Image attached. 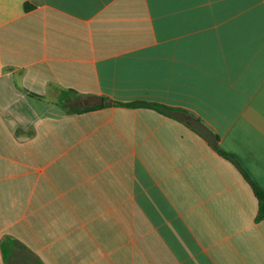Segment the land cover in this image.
<instances>
[{
  "label": "crops",
  "instance_id": "1",
  "mask_svg": "<svg viewBox=\"0 0 264 264\" xmlns=\"http://www.w3.org/2000/svg\"><path fill=\"white\" fill-rule=\"evenodd\" d=\"M187 116L264 192V0H0V264H264L250 184Z\"/></svg>",
  "mask_w": 264,
  "mask_h": 264
},
{
  "label": "trees",
  "instance_id": "2",
  "mask_svg": "<svg viewBox=\"0 0 264 264\" xmlns=\"http://www.w3.org/2000/svg\"><path fill=\"white\" fill-rule=\"evenodd\" d=\"M28 7V4H25V8ZM80 101V102H79ZM58 103L68 110L72 112H83L89 111L101 107H106L109 105H123V106H142L149 107L155 109L163 114H169L171 111L175 110L174 108L168 107L161 103L157 102H147V101H135V102H118V101H109L105 97H100V101L98 103H90L84 99L83 95L77 94L72 90H61L58 96ZM78 106V107H77ZM197 131V130H196ZM201 134L199 131H197ZM218 137L215 135V141L211 144L213 149L222 155L223 157L229 159L240 171L244 179L250 184L251 189L257 199L258 208L256 214V220L264 219V192L255 185V183L249 178L247 173L241 168L239 163L227 152H225L221 147L217 144ZM16 246V240L5 236L1 242L3 258H7L10 256L12 249Z\"/></svg>",
  "mask_w": 264,
  "mask_h": 264
},
{
  "label": "water",
  "instance_id": "3",
  "mask_svg": "<svg viewBox=\"0 0 264 264\" xmlns=\"http://www.w3.org/2000/svg\"><path fill=\"white\" fill-rule=\"evenodd\" d=\"M185 122L199 131L209 144L214 143L215 138L212 131L200 120L191 116H187L185 117Z\"/></svg>",
  "mask_w": 264,
  "mask_h": 264
}]
</instances>
